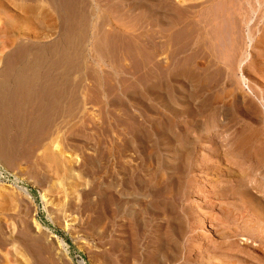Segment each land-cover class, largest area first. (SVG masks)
<instances>
[{"label":"rangeland","instance_id":"obj_1","mask_svg":"<svg viewBox=\"0 0 264 264\" xmlns=\"http://www.w3.org/2000/svg\"><path fill=\"white\" fill-rule=\"evenodd\" d=\"M47 1L0 0V29L5 24L13 26L6 28V49L0 54V73H8L0 82V173L4 175L0 174V185L11 187L4 192L7 196L0 192L1 264L13 245L24 257L18 264H143L151 249H145V243L166 234L168 216L177 222L175 245L167 252L161 249V258L169 257L162 258V264H264V221L260 219L264 218V134L252 141L261 144V150H232L240 146L242 134H232V129H241L242 123L222 131L215 113L219 109L212 108L220 96L216 80L221 72L217 65L207 69V63L217 61L218 48L213 58L193 57L182 44L189 26L177 23L174 45L167 38V46H172L166 51L170 58L160 54L156 12L168 4L171 19L180 21L176 15L183 4L178 0L159 6L160 0ZM188 2L201 4L199 17L219 7L211 0ZM208 81L215 87L203 110H197L195 128L190 95L194 86H210L203 84ZM247 82L237 84L241 96L249 92ZM5 88L11 90L7 99ZM161 94L164 98L159 100ZM112 169L125 174L128 199L140 190H133L140 181L149 186L145 192L142 184L140 194H150V188L156 192L147 200L158 196L151 205L159 214L142 215L146 218L141 220H147L142 230L124 216L123 207L112 217ZM222 177L234 179L236 186L224 183ZM42 192L47 193L45 200ZM115 194L121 202L120 184ZM241 195L248 204L234 202ZM164 197L169 199L165 206ZM131 209L133 216H139L136 204Z\"/></svg>","mask_w":264,"mask_h":264},{"label":"bare ground","instance_id":"obj_2","mask_svg":"<svg viewBox=\"0 0 264 264\" xmlns=\"http://www.w3.org/2000/svg\"><path fill=\"white\" fill-rule=\"evenodd\" d=\"M21 1V0H20ZM41 1V0H40ZM47 1V0H45ZM73 1V0H72ZM155 1V0H154ZM165 1V4L169 1L167 0H160V2H158L159 4H163V2ZM177 1V0H176ZM184 0H178L177 3L179 5H181V3L183 4V8L181 10V14L178 13V15L176 16H180V21H173V16L171 15L172 13V9L170 6L167 8V6L165 4V6H159L158 12L157 13V27H158V38L159 41H157L159 44V51L160 54H166L167 49L170 47L172 48V46H167V38H170L169 41L172 42V44L174 43L173 39H172V34L173 32V28L177 23H182L185 24V26H189L188 27V33L189 36L187 38H185L184 42L182 44H184L185 50L184 51H188L189 53L194 54L193 57H197V58H204L205 56H211L212 58L215 56L214 54H216L215 52L218 51L217 56L215 59L217 61H214V63H210V61H208L207 64V69L208 67H212V65H217L219 70H220V77L216 80V83L219 87V91H220V96L218 97L219 94H217L215 92V97L217 94L218 101L216 102V100L214 101V103L216 102L217 105L212 106V108L215 109H219V111L217 110L215 113H217L220 118V125L222 126V131H227L229 129H231V127H234L233 125L238 123H242L241 129H238L236 127H234L232 134H237V133H242L241 134V144L240 146L237 148L236 147H232L233 151L235 149V151H249V152H255L257 150H261L262 147L258 144V145H254L252 144V141L255 140H261L262 135L264 134V113H262V111H264V0H211L212 2L216 1V4L219 6L218 7V11L217 9H215L216 11H211V10H206L205 14L203 16L199 17V11L197 9V6L201 5H194L195 2H193L194 4H190L188 1L189 0H185V2H183ZM197 2V0H195ZM36 2V1H35ZM48 2V1H47ZM188 2L189 4H184ZM1 3V2H0ZM16 3V2H15ZM41 3V2H40ZM192 3V2H191ZM42 4V3H41ZM48 4V3H47ZM174 4V3H173ZM58 5V4H57ZM173 7V6H172ZM182 7V5H181ZM213 7V6H212ZM154 10V9H153ZM173 10H175L173 8ZM157 11V10H156ZM171 11V12H170ZM170 12V13H169ZM174 12V11H173ZM1 13V12H0ZM177 13V12H176ZM4 14V12H3ZM18 14V13H17ZM74 14V13H73ZM23 17V16H22ZM72 18V17H70ZM13 22V21H12ZM9 23V22H8ZM14 23V22H13ZM70 23V22H69ZM155 25V24H154ZM190 25L192 26V28L190 27ZM5 29H3V31H1L2 29H0V54L3 52L4 49H6V41H4V38L6 37L5 35V31L9 30L6 28H10L13 27L12 24H5ZM184 26V27H185ZM183 27V29H184ZM3 28V26H2ZM16 28V27H15ZM178 28V27H177ZM180 28V27H179ZM186 28V27H185ZM13 29V28H12ZM38 29V28H37ZM187 29V28H186ZM11 30V29H10ZM187 31V30H186ZM173 32V33H172ZM179 32V31H178ZM12 33V32H11ZM10 33V34H11ZM155 33V32H154ZM184 33V32H183ZM182 34V32H181ZM186 34V33H185ZM15 35V34H14ZM35 36V35H34ZM157 36V35H156ZM168 36V37H167ZM37 37V36H36ZM182 37V35H181ZM184 37V36H183ZM143 38V37H142ZM174 38V36H173ZM7 39V38H6ZM155 39V38H154ZM179 39V38H178ZM177 39V40H178ZM182 39V38H181ZM15 40V38L13 39V41ZM168 41V42H169ZM154 42V41H153ZM181 42V41H179ZM178 42V43H179ZM177 43V44H178ZM154 44V43H153ZM30 45V44H29ZM174 45V44H173ZM180 46V45H179ZM30 47V46H29ZM28 47V48H29ZM168 47V48H167ZM174 47V46H173ZM8 48V47H7ZM27 48V49H28ZM175 48V47H174ZM181 48V47H180ZM179 48V49H180ZM183 48V47H182ZM181 48V49H182ZM218 48V50L216 51V49ZM177 49V46H176ZM19 50V49H18ZM171 50V49H170ZM169 50V51H170ZM61 51V50H60ZM154 51V50H153ZM172 51V50H171ZM178 51V50H177ZM15 52H17L15 50ZM168 52V51H167ZM183 52V51H182ZM181 52V53H182ZM18 53V52H17ZM16 53V55H17ZM22 53V52H21ZM20 53V54H21ZM172 54V52H169ZM175 53V52H174ZM180 53V52H179ZM19 54V55H20ZM156 54V53H155ZM177 55V54H176ZM190 55V54H189ZM214 55V56H213ZM15 56V54H14ZM18 56V55H17ZM165 56V55H164ZM165 57L166 60L167 58H170L169 55L166 54ZM185 56V55H184ZM187 56V55H186ZM191 56V55H190ZM9 57V55H8ZM13 57V56H12ZM157 57V56H156ZM10 58V57H9ZM17 58V57H16ZM177 58V57H176ZM186 58V57H185ZM192 58V57H191ZM189 58V59H191ZM208 57H205V60ZM11 59V58H10ZM181 59V58H180ZM214 59V60H215ZM219 59V60H218ZM17 60V59H16ZM188 60V59H187ZM202 60V59H201ZM204 60V62H205ZM213 60V59H212ZM18 61V60H17ZM158 61V60H157ZM171 61V60H170ZM177 61V60H176ZM189 61V60H188ZM191 61V60H190ZM160 62V60H159ZM175 62V61H174ZM180 62V61H178ZM184 62V61H183ZM10 63V62H9ZM19 63V62H18ZM169 63V62H168ZM181 63V62H180ZM188 63V62H187ZM8 64V62H7ZM12 64V62H11ZM17 64V63H16ZM158 64V63H157ZM160 64V63H159ZM164 64V63H163ZM201 64V63H200ZM211 64V65H210ZM6 65V64H5ZM4 65V66H5ZM9 65V64H8ZM13 65V64H12ZM18 65V64H17ZM145 65V64H144ZM168 65V64H167ZM179 65V64H178ZM185 65V64H184ZM203 65V64H202ZM201 65V66H202ZM30 66V65H29ZM205 66V65H204ZM202 67V71L203 68ZM12 67V66H11ZM16 67V66H15ZM14 67V68H15ZM162 68V66H160ZM174 67V66H173ZM179 68V66H177ZM206 67V66H205ZM182 68V67H181ZM186 68V67H184ZM189 68V67H188ZM192 68V67H191ZM196 68L198 69V67L196 66ZM216 68V69H218ZM171 69V68H170ZM169 69V70H170ZM190 69V68H189ZM194 69V67H193ZM212 69V68H211ZM23 70V69H22ZM148 70V69H147ZM159 70V69H158ZM177 70V69H176ZM175 70V71H176ZM201 70V69H200ZM206 70V69H205ZM204 70V71H205ZM247 70L248 74L245 75L244 71ZM11 71V70H10ZM174 71V72H175ZM197 71V70H196ZM195 71V72H196ZM200 72L201 74L204 72ZM4 72V71H3ZM13 72V71H12ZM17 72V71H16ZM158 72V71H157ZM161 72V71H160ZM172 72V73H174ZM199 72V71H198ZM208 72V71H206ZM205 72V73H206ZM213 72V71H212ZM240 74V76L237 74ZM10 73V72H9ZM165 73V72H163ZM215 73V72H214ZM38 74V73H37ZM183 74V73H182ZM209 74V73H208ZM6 76H8L7 71H5ZM158 75V74H157ZM160 75V74H159ZM163 75V74H161ZM199 75V74H198ZM15 76V75H14ZM27 76V75H26ZM188 76V75H187ZM186 76V77H187ZM196 76V75H195ZM202 76V75H201ZM210 76V74H209ZM35 77V76H34ZM38 77V76H37ZM160 77V76H159ZM164 77V76H163ZM168 77V76H167ZM175 77V76H174ZM206 77V76H205ZM162 78V76H161ZM160 78V79H161ZM165 78V77H164ZM199 78V77H198ZM208 78V77H207ZM25 79V77H24ZM203 79V77L201 78ZM205 79V78H204ZM248 79V82L250 81L251 83H248L247 89H248V93L244 94L243 96H241L238 92L239 89H237V84L241 83L242 81L245 82ZM5 80V79H4ZM4 80H2L1 82L3 83ZM30 80V78H29ZM8 81V80H6ZM163 81V80H162ZM173 81V80H172ZM180 81V80H179ZM201 81V80H200ZM207 82V79H206ZM205 85H210V86H200L199 88L197 87H193L192 93L190 95V109H191V114H192V119L194 121H196L194 123L195 128H196V123H197V119L196 117L199 114V110L200 108L202 109L205 99L207 98L208 95H210V90L215 87L213 83V81L211 83H208ZM197 83H199V81H197ZM196 83V84H197ZM201 83V82H200ZM199 83V84H200ZM215 83V82H214ZM250 84V85H249ZM32 85V84H31ZM198 85V84H197ZM201 85V84H200ZM1 86V85H0ZM22 86V85H21ZM192 89V88H191ZM166 90V89H165ZM214 90V89H213ZM212 90V91H213ZM242 90V89H241ZM17 91V90H16ZM162 88L161 91L162 92ZM181 91V90H180ZM5 92H6V88H5ZM164 92V91H163ZM210 92V93H209ZM214 92V91H213ZM250 93V94H249ZM17 94V93H16ZM182 94V93H181ZM185 94V93H184ZM249 94V95H248ZM251 94L253 95V97L251 96ZM13 96V95H12ZM187 96V95H186ZM213 96V94H212ZM211 96V97H212ZM2 97V96H1ZM162 98H159V100H162L163 94H161ZM200 97L201 99L196 103V101L194 99ZM210 97V99H211ZM213 98V97H212ZM257 99L259 101V104H261V106L263 107L262 111L259 110V108L257 109V104L255 102L254 99ZM32 99V98H31ZM192 99V100H191ZM214 99V98H213ZM213 99L211 100V102H213ZM18 100V99H17ZM195 102H194V101ZM256 100V101H257ZM5 101V100H4ZM7 102V101H6ZM160 102V101H159ZM175 102V101H174ZM41 103V102H40ZM163 103V102H162ZM166 103V102H165ZM171 103V102H170ZM28 104V103H27ZM165 105V104H164ZM171 105V104H170ZM182 105V104H181ZM209 105V104H208ZM256 106V108H255ZM210 107V106H208ZM13 108V107H12ZM16 108V107H15ZM199 108V109H198ZM207 108V107H206ZM180 109V108H179ZM205 109V108H204ZM209 109V108H208ZM208 109L206 111H208ZM181 110V109H180ZM203 110V109H202ZM204 111V113L206 112ZM160 112V111H159ZM184 112V111H182ZM181 112V113H182ZM16 113V112H15ZM188 113V111H187ZM202 114V116H204L205 114ZM179 114V113H178ZM208 114V112H207ZM13 115V114H12ZM160 115V114H159ZM163 115V114H161ZM184 115V114H183ZM187 115V114H186ZM181 116V115H180ZM201 116V115H200ZM210 116V115H209ZM217 116H213L217 117ZM13 117V116H12ZM17 117V116H16ZM176 117V116H175ZM178 117V116H177ZM205 117V116H204ZM203 117V118H204ZM149 118V117H148ZM199 118V116H198ZM205 119V118H204ZM211 119V117H210ZM216 119V118H215ZM187 120V119H186ZM202 120V119H200ZM209 118L207 117L206 121H208ZM212 120V119H211ZM27 121V120H26ZM210 121V120H209ZM217 121V119H216ZM219 121V120H218ZM182 122V121H181ZM213 122V120H212ZM188 123V122H187ZM192 123V122H191ZM205 123V121H204ZM208 124H210L209 122H207ZM215 123V122H214ZM201 124V123H199ZM232 124V126H231ZM193 125V124H192ZM214 125V126H213ZM212 127H215V124H213ZM26 126V125H25ZM189 126V125H188ZM181 127V126H180ZM193 127V126H192ZM199 126H197L198 128ZM203 126H200L199 128L201 129ZM261 127V131L259 130V128ZM5 128V127H4ZM194 128V127H193ZM198 128V129H199ZM205 129V127H203ZM143 129V128H142ZM211 129V127H210ZM221 129V128H220ZM202 130V129H201ZM231 130V131H232ZM221 131V132H222ZM215 132V131H214ZM239 135V134H237ZM226 136V135H225ZM234 136V135H233ZM118 137V136H117ZM224 137V136H223ZM240 137V136H239ZM208 138V137H207ZM212 138V137H211ZM217 138V137H215ZM230 138V137H229ZM205 139V138H204ZM231 140V139H230ZM221 141V139H220ZM223 141V140H222ZM217 142V140H216ZM225 142V141H224ZM212 143V142H211ZM227 143V142H226ZM55 144V143H54ZM223 144V143H222ZM229 144V142L227 143ZM197 145V144H196ZM230 145V144H229ZM232 145V142H231ZM54 146V145H53ZM52 146V147H53ZM56 146V145H55ZM224 146V145H223ZM226 146V145H225ZM59 146L57 145V147H55L57 150H59L60 148H58ZM218 147V146H216ZM227 147V146H226ZM228 147L226 150H228ZM47 150V149H46ZM54 150V149H53ZM61 150V149H60ZM187 150V149H186ZM225 151V150H224ZM264 151V149H263ZM63 152V151H62ZM210 152V151H209ZM214 152V151H213ZM232 152V151H229ZM236 152V153H237ZM216 154V153H215ZM263 154V153H262ZM63 155V154H62ZM254 155V154H253ZM60 156V155H59ZM66 156V155H65ZM68 156V155H67ZM47 157L49 158V155H47ZM46 157V158H47ZM61 157V156H60ZM57 159V158H56ZM183 159V157H182ZM70 160V159H69ZM117 160V159H116ZM236 160V159H235ZM240 160V159H239ZM155 161V160H154ZM55 162H57L55 160ZM16 163V162H15ZM51 163V162H50ZM180 163V162H179ZM60 164V163H59ZM2 165H4L2 163ZM149 165V164H148ZM154 165V164H153ZM179 165V164H178ZM199 165V164H198ZM202 165V164H201ZM230 166V165H229ZM3 169L5 170H9L6 169V167L2 166ZM71 167V166H70ZM151 167V166H150ZM153 167V166H152ZM181 167V166H180ZM197 167V165H196ZM227 167V166H225ZM242 167V166H241ZM10 168V167H9ZM124 169V167H122ZM231 168V167H230ZM116 170V169H115ZM233 170V169H232ZM236 170V169H234ZM70 171V170H68ZM200 171V170H199ZM218 171V169H217ZM224 171V170H223ZM9 172V171H8ZM123 173V172H122ZM125 173V172H124ZM152 173V172H151ZM150 173V174H151ZM3 177V173H0ZM119 174H121V171H115L114 169H112V182H111V186H112V217L115 218V216L117 214H119V206L123 207L122 211H124V216L129 218L130 220L134 221L137 224V227L139 228V230H142V227L144 225V227H146V222L144 220H141L142 215H155V208H153L154 206L151 205V202H153V198L156 196H152V200L150 201L151 198H149V200H147V197L150 196V194L152 193H156L151 191L152 188H150V194H142L144 195L141 201V194L140 191L142 190V188L140 186H142L143 182L139 183V185H137V187L133 188L134 192L136 190V188L140 189L138 192H135V194H133V197H130V199H128V197L126 196V188H125V179H124V175H122L121 177H118ZM135 175V174H134ZM147 175V174H146ZM231 175V174H230ZM155 176V175H153ZM227 176V175H225ZM164 177V176H163ZM231 177V176H230ZM119 178V181H118ZM144 178V176H143ZM145 178H148L147 176H145ZM263 178V177H262ZM155 179V178H154ZM2 180V179H1ZM147 180V179H146ZM169 180V179H168ZM167 180V181H168ZM172 182H173V177H172ZM221 180L225 183H230L232 185H230L231 187L236 186V184H233V180H230L229 177H222ZM58 181V180H57ZM147 183H150L149 180H147ZM166 181V183H167ZM175 181V179H174ZM60 182V181H59ZM127 182V181H126ZM164 181H161V183ZM172 182L170 181V183L172 184ZM244 182V180H243ZM242 182V183H243ZM246 182V181H245ZM2 183V182H1ZM61 183V182H60ZM128 183V182H127ZM134 183V182H133ZM158 183V182H157ZM214 183V182H213ZM59 184V183H58ZM63 184V183H62ZM120 184L121 186V191L122 194L124 196V198L122 199L121 202H118L116 199V194H115V187ZM151 184V183H150ZM169 184V183H168ZM168 184H165L168 185ZM248 184V183H247ZM5 184H2V186L0 187V192L2 190V196L5 195L4 192L8 193L10 191V188L8 186H4ZM129 185V184H128ZM144 185V190L148 186V184H143ZM153 185V184H152ZM160 185V184H159ZM162 185V184H161ZM62 187V186H61ZM153 187V186H152ZM157 187V186H156ZM173 187V185H172ZM171 187V188H172ZM159 188V186L157 187ZM156 188V189H157ZM20 192L25 193V189H21V188H17ZM63 189V188H62ZM155 189V190H156ZM166 189L167 188L166 186ZM234 190V189H233ZM148 191V190H147ZM168 191V190H167ZM166 191V192H167ZM238 191V190H237ZM236 191V193L238 194V192ZM241 191V190H240ZM65 192V191H64ZM146 192V191H145ZM170 192V191H169ZM138 193V194H136ZM227 193V192H226ZM1 194V193H0ZM4 194V195H3ZM17 194V193H16ZM26 194V193H25ZM47 194V193H46ZM46 194L45 192L41 193V198L43 200L46 199ZM255 194V193H254ZM131 195V194H130ZM155 195V194H154ZM164 195V193H163ZM172 195V194H171ZM234 196L235 193L232 192L231 196ZM1 196V195H0ZM7 196V195H5ZM138 196V197H137ZM173 196V195H172ZM176 197V195H174ZM220 196V195H219ZM226 196V195H225ZM127 197V198H126ZM158 197V196H157ZM162 197V196H161ZM171 196H168V198ZM179 197V196H178ZM10 199V197H8ZM12 198V197H11ZM120 198V197H119ZM166 197H164L162 200H164V206L166 205V201L165 200ZM2 199V198H1ZM5 199V198H4ZM15 199V198H14ZM147 200V202L145 203V200ZM175 200V198H173ZM216 199V198H215ZM155 200V198H154ZM161 200V201H162ZM169 200V199H168ZM171 200V199H170ZM3 201V200H2ZM16 201V200H15ZM157 201V199H156ZM178 201V200H177ZM239 201V203H246L247 199L243 198L242 195L240 198L238 199H234V202ZM14 202V201H13ZM12 202V203H13ZM133 202L134 204H136L138 206L139 212H137L140 216H133L132 213V209L130 210V207H132L131 203ZM18 203V202H17ZM131 203V204H130ZM157 203V202H156ZM155 203V204H156ZM9 204H11V202H9ZM3 205V204H2ZM1 205V206H2ZM142 205V206H141ZM154 205V203H153ZM179 205V204H178ZM244 205V204H242ZM13 206V205H12ZM11 206V207H12ZM141 206V208H140ZM251 209L252 206L248 205ZM236 207V206H235ZM240 207V206H239ZM13 208V207H12ZM248 208V207H247ZM134 209V208H133ZM136 209V211L138 210ZM168 209V208H167ZM166 210V209H165ZM164 210V211H165ZM244 210V209H243ZM158 211V210H156ZM246 211V210H245ZM175 212V211H174ZM67 213V212H66ZM165 213V212H164ZM137 214V215H138ZM159 213H156V215ZM162 214V213H160ZM255 214V213H254ZM159 216V215H158ZM133 218V219H132ZM143 218V217H142ZM146 218V217H144ZM143 218V219H144ZM161 218V216H160ZM159 218V219H160ZM163 218V217H162ZM161 218V219H162ZM255 218V217H254ZM257 218V217H256ZM148 219V218H147ZM151 219V218H150ZM153 219V218H152ZM151 219V220H152ZM165 217L163 218L164 221ZM260 219H262L264 221V218L260 217ZM1 220V219H0ZM140 220V221H139ZM150 220V221H151ZM156 219H154L155 221ZM174 217L172 216H168L165 221H166V227H165V235L162 238H158L157 240L155 238H151L148 239L147 242L145 243L146 248L151 247V249L149 251H147L148 256H144L145 258H143V264H162V258L164 260H169V257H163L161 258L160 253H164L163 251H161V249L166 250L169 249L171 247H173L174 239L175 236L173 234H176L174 232V225L177 222H174ZM260 220V223L261 221ZM4 221V220H3ZM127 221V219H126ZM142 221V222H141ZM144 221V224H143ZM153 221V220H152ZM151 221V222H152ZM153 221V222H154ZM181 221V220H180ZM179 221V222H180ZM258 221V219H257ZM159 222V221H157ZM264 223V222H263ZM143 224V225H142ZM158 224V223H157ZM161 221H160V226H161ZM165 224V223H164ZM124 225V224H123ZM126 222H125V226H126ZM178 225V224H177ZM176 225V226H177ZM262 225V224H261ZM8 226V225H7ZM129 226V225H128ZM149 226V225H148ZM124 227V226H123ZM162 227V226H161ZM177 228V227H176ZM182 228V227H181ZM137 229V228H136ZM144 229V228H143ZM147 229V228H146ZM161 229V228H160ZM163 229V228H162ZM1 230V229H0ZM148 230V229H147ZM216 230V229H215ZM2 231V230H1ZM0 231V232H1ZM146 231V230H144ZM160 231V230H159ZM176 231V230H175ZM12 232V230H11ZM10 232V233H11ZM30 232V231H29ZM140 232V231H139ZM151 231H149L150 233ZM157 232V231H156ZM163 232V230H162ZM181 232V231H180ZM4 233V232H3ZM148 233V234H149ZM158 233V232H157ZM164 233V232H163ZM162 233V234H163ZM183 233V232H182ZM181 233V234H182ZM221 233V231H220ZM1 234V233H0ZM136 234V233H135ZM145 234V233H144ZM146 233V235H148ZM223 235V233H222ZM145 236V235H144ZM149 236V235H148ZM147 238H150L148 237ZM224 236V235H223ZM12 237V236H9ZM56 237V236H54ZM179 237V236H178ZM1 238V237H0ZM124 239H126V236H123ZM140 238V237H139ZM146 238V237H145ZM6 239V238H5ZM58 244L61 246V241L60 239L56 238ZM228 239V238H227ZM129 240V239H128ZM181 240V239H180ZM213 241V240H212ZM112 242V241H111ZM2 243V242H1ZM15 243V242H14ZM136 243V242H135ZM155 244V245H154ZM262 244V243H261ZM175 245V244H174ZM190 245V244H189ZM1 246V244H0ZM129 246V245H128ZM14 245L9 249V251L7 250L4 254H3V259H4V264H18L19 262H21V260H23L24 257H22V255H19L16 250L13 248ZM113 247V246H112ZM2 248V247H1ZM46 248V247H45ZM21 249V248H20ZM131 249V248H130ZM173 249V248H172ZM144 250V249H143ZM177 250V249H176ZM114 251V250H113ZM161 251V252H160ZM178 251V250H177ZM207 251V250H206ZM16 252V253H15ZM112 252V251H111ZM167 252V250H166ZM215 252V251H214ZM143 253V252H142ZM140 253V254H142ZM198 254V253H197ZM196 254V255H197ZM17 256L16 258H12L11 256ZM166 255V254H164ZM234 255V254H233ZM167 256V255H166ZM138 257V256H137ZM39 259V258H38ZM25 260V259H24ZM116 260V259H115ZM121 260V259H120ZM209 260V259H208ZM205 261V260H204ZM23 262V261H22ZM27 263V261H25ZM166 262V261H165ZM173 262V261H172ZM3 263V262H2ZM24 263V262H23ZM216 263V262H214ZM1 264V262H0ZM129 264V263H128Z\"/></svg>","mask_w":264,"mask_h":264},{"label":"crops","instance_id":"obj_3","mask_svg":"<svg viewBox=\"0 0 264 264\" xmlns=\"http://www.w3.org/2000/svg\"><path fill=\"white\" fill-rule=\"evenodd\" d=\"M4 78V74L3 73H0V82L2 81V79ZM11 90L8 89L6 90V93L4 94V98L7 99V93H9ZM1 92V91H0Z\"/></svg>","mask_w":264,"mask_h":264}]
</instances>
